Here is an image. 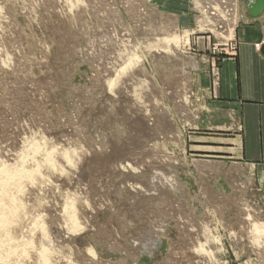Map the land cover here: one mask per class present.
<instances>
[{"label":"rangeland","instance_id":"1","mask_svg":"<svg viewBox=\"0 0 264 264\" xmlns=\"http://www.w3.org/2000/svg\"><path fill=\"white\" fill-rule=\"evenodd\" d=\"M203 2L0 0V168L32 173L6 264H264L253 172L194 147L188 57L232 51L236 20Z\"/></svg>","mask_w":264,"mask_h":264},{"label":"crops","instance_id":"2","mask_svg":"<svg viewBox=\"0 0 264 264\" xmlns=\"http://www.w3.org/2000/svg\"><path fill=\"white\" fill-rule=\"evenodd\" d=\"M230 1L236 20L226 31L234 49L210 58L202 69L188 57L195 97L203 103L194 147L246 167L264 193V0Z\"/></svg>","mask_w":264,"mask_h":264},{"label":"bare ground","instance_id":"3","mask_svg":"<svg viewBox=\"0 0 264 264\" xmlns=\"http://www.w3.org/2000/svg\"><path fill=\"white\" fill-rule=\"evenodd\" d=\"M222 2H226V1H230V0H221ZM233 4V3H232ZM202 5V4H201ZM225 9H221V11L219 12L220 14L226 15L228 14V16H232L230 12H225V10H227V8L230 7V5L227 3L225 5ZM233 7V6H232ZM213 10L212 8H209L208 11ZM218 12V11H217ZM211 16L215 15L210 13ZM229 30L231 27L230 24H228ZM228 31H224L225 33H218L220 34V36L222 37V39L225 37V39L229 38L228 37ZM221 32V31H220ZM223 32V31H222ZM231 34V33H230ZM232 35V34H231ZM219 36V37H220ZM221 39V40H222ZM230 39V38H229ZM224 40V39H223ZM228 41V40H225ZM187 99V98H186ZM150 137V136H149ZM153 140V139H152ZM37 145V144H36ZM40 145V144H38ZM36 148V147H35ZM38 149V148H37ZM35 152V151H34ZM68 153V152H67ZM134 163V162H133ZM6 165V164H5ZM4 165V166H5ZM20 165V164H19ZM131 165V164H130ZM7 166V165H6ZM13 166V165H12ZM17 166V165H16ZM134 166V165H131ZM130 166V167H131ZM10 167V166H8ZM8 167H1L0 168V230L5 229V227L7 225H12L11 222H14L13 219L17 214L18 209L20 208V202L18 201L16 195L14 193L11 192V188L15 189L16 191L20 188V184L19 181L24 178V177H28L30 175V177L32 176L31 172H28L26 170H24L23 168H20L21 166H18L19 168H15V169H11ZM136 167V166H135ZM132 168V167H131ZM156 170V169H155ZM138 172V171H137ZM143 174V173H141ZM26 177V178H27ZM143 176H141L140 178H142ZM156 177V176H155ZM139 179V178H138ZM134 181V180H133ZM143 181V180H142ZM135 183V182H133ZM158 182L156 183H151V187L154 188L156 186ZM132 184V183H131ZM137 184V183H136ZM135 184V185H136ZM148 185V184H147ZM172 185L174 187H176L175 183L172 182ZM178 187V186H177ZM148 188H150L148 186ZM12 189V190H13ZM133 189V188H132ZM143 189V188H142ZM144 190V189H143ZM20 192V190H18ZM145 191V190H144ZM149 191V190H148ZM15 192V191H14ZM18 193V192H17ZM144 193V192H143ZM142 194V192H141ZM154 195V194H153ZM152 196V195H151ZM151 199V198H150ZM147 201V200H146ZM19 215V214H17ZM16 219V218H15ZM11 223V224H10ZM75 224V221L71 219V227H73ZM8 227V226H7ZM69 227V225H68ZM70 228V227H69ZM258 231H263L264 232V223L262 224H258ZM4 231V230H3ZM2 233V232H1ZM6 233V232H5ZM148 233V232H147ZM145 235V234H144ZM7 236V235H6ZM5 236V237H6ZM9 236V235H8ZM25 236V235H24ZM5 237H3L5 239ZM144 237V236H143ZM2 238V239H3ZM9 237H7L8 239ZM0 238V264H6L5 261H7V259H9L8 257H10V254H12L14 252V249H16V245L20 242H17L15 239L13 241V239L10 238V240L4 241V239L2 240ZM25 240H22V242ZM46 241V240H45ZM24 244H28V242H23V246H25ZM43 250H47V248L45 247L46 242L43 243ZM142 246V245H141ZM143 249L146 250V245L142 246ZM42 250V251H43ZM17 251V249H16ZM139 251V250H138ZM38 253V252H37ZM16 254V252H15ZM40 254V253H39ZM46 257V256H45ZM44 256H42V258L39 260L40 264H49ZM11 261V260H10ZM12 262V261H11ZM8 263V261H7ZM10 263V262H9ZM13 263V262H12Z\"/></svg>","mask_w":264,"mask_h":264},{"label":"built area","instance_id":"4","mask_svg":"<svg viewBox=\"0 0 264 264\" xmlns=\"http://www.w3.org/2000/svg\"><path fill=\"white\" fill-rule=\"evenodd\" d=\"M207 1H208V0H206V1L204 0L203 4H202V5H199L198 8H200V11H199V12H200L201 15H203V16H208L206 22H210V20H209V18H210V13L215 14V15H213V17H214V16H217V15L219 14V12H217V10H211V11H208L209 8L212 7V3H214L215 0H210V2H207ZM234 8H235V7H234ZM232 10H233V7H231V8H229V9L225 10V12H226V13H227V12L232 13V12H233ZM220 17H221V20H223V21L225 22V19L228 18V14H226V15L221 14ZM219 19H220V18H219ZM210 23H211V22H210ZM210 23H209V24H210ZM229 48H230L231 50L234 49V47H233L232 45L229 46Z\"/></svg>","mask_w":264,"mask_h":264},{"label":"water","instance_id":"5","mask_svg":"<svg viewBox=\"0 0 264 264\" xmlns=\"http://www.w3.org/2000/svg\"><path fill=\"white\" fill-rule=\"evenodd\" d=\"M155 241H156V242L154 243L155 245H157V244L160 243V239H157V240H155ZM140 254H141V255H147V257L149 256L148 252H147L145 249H142V250L140 251Z\"/></svg>","mask_w":264,"mask_h":264}]
</instances>
